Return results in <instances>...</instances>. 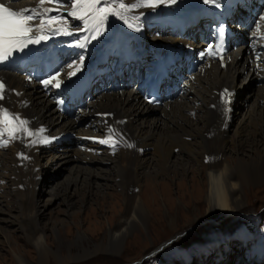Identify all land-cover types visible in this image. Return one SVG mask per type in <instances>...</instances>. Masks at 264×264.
<instances>
[{
	"label": "bare ground",
	"instance_id": "6f19581e",
	"mask_svg": "<svg viewBox=\"0 0 264 264\" xmlns=\"http://www.w3.org/2000/svg\"><path fill=\"white\" fill-rule=\"evenodd\" d=\"M236 1L217 0V4L228 5V13L232 14L228 21L237 31L232 47L237 45L238 49L228 57L227 64L217 63L215 60L205 61L202 68H199L192 76L187 74L188 61H191L197 52L202 51L207 40L212 38L211 26L215 23L213 12H208L204 18L197 17L193 26H187L188 21L185 22V19L168 13L162 17H156L160 9L163 8V12L166 11L164 6L168 4L159 5L154 9L141 7L126 12L127 24L121 20H113L115 15L109 14L103 22L106 23L107 28L112 26L111 32L113 26H118L129 30L128 35L149 39L160 48L139 46L136 38L125 41L122 36L115 34L110 45H105L106 56L98 55L97 61L100 68L96 75L91 76L85 83L89 87L88 92L92 94L89 105L85 110L82 109L86 106L87 98L84 96L87 95L76 83L75 89L81 93L76 95V101L71 103L69 115L66 116L58 111L56 113L55 107L52 108L53 94L74 81L75 76L72 78L69 74L76 68H80L84 61L90 56L102 53L91 39L99 23L91 18L94 15L92 12L83 19L79 18L81 10L85 8L83 4L73 7L74 3L68 6L62 0H53L52 3L43 5L39 4L38 0H9V3L16 8L35 7L37 11H42L43 8L57 9L59 7L58 11L48 15L60 17V23L53 25L52 28L44 29L43 32L47 30L59 32L61 35L56 38V45L60 46L39 58L37 63L29 64L28 70L40 74V70L43 72L45 70L44 62L49 61L54 75L57 72L60 73L61 87L46 86L41 82L35 83L33 80L27 81L15 72H0V79L6 82L7 90L6 99L2 102L3 107L19 113L21 119L26 118L30 122L27 126L29 129L44 130L34 132L32 136L27 137L22 131L18 132L17 136L21 139L10 140L7 145L0 141V190L8 187L6 192L9 194L13 192L14 196L20 200L22 217L18 219L19 222L16 220V223L18 222L17 226L27 235L28 240L40 249V262H43L50 254L64 264L85 260L92 254L91 248L82 243L80 252L71 254L70 249L77 247V242L87 240L86 234L79 230L76 239L67 246V256L61 255L59 249L53 250L49 246L45 235L46 230H43L41 226L43 212L39 209L40 202L35 197L36 191L32 189L33 187L37 189L45 174H49L58 166L62 167L64 163L73 162L69 169L70 176L52 190L54 198L62 191L69 189L68 186H78V183L92 189L96 187L97 195L101 197L99 188L106 186L108 179L114 177L115 181L118 178L121 181L118 185L124 193L121 204L123 213L113 226L107 228V245L102 242L95 245L96 251L105 250L111 253L121 251L125 237L134 227L147 225L141 194L135 193L136 187L143 178L147 177L151 186L152 182H156L153 181L155 177L153 174L157 176L164 171L182 173L184 175L180 183L182 196L189 201V206L192 208L202 203L204 205L202 207H205L207 212L206 217H218L222 213L239 210L245 203L244 188L264 181V129L258 128V125L264 126V104L259 106L260 102L254 101L255 104H252L247 113L240 118L237 117L236 110L242 105L237 101L236 96L250 74L260 79L261 90H258L257 95H260L259 100L264 102V81L261 80L264 78V65L261 66L263 68H258L259 61L253 64L254 58L251 57L249 60L248 55L251 54V47H253L249 26L255 25L254 30L260 28V32L264 31V0L262 4L256 0L247 3L241 0L243 3H240L234 11L232 6ZM203 3L204 0H183L181 5L196 15L193 7H202ZM217 4L214 5L219 8ZM101 6H104L103 0L101 5H97V7ZM112 7L117 8L114 4ZM176 11L181 12L178 8ZM72 12H76L77 15L72 16ZM153 23L159 26L158 33L144 29L152 27ZM64 29L75 30V32L67 35ZM260 32L258 34H261ZM79 37L78 42L75 38ZM79 46L83 47L81 51L78 50ZM137 48L145 50L146 55L151 54L152 59L146 67L151 71V76L159 71L164 91L171 89L173 100L168 101L167 93L163 91L165 96L163 105L153 106L147 103L144 94L148 90V78L139 74L130 76L129 81L123 84L114 83L108 92L103 89L104 78L101 72L105 69L101 66L107 65L106 70L114 66L113 73L121 75L126 70L124 63L127 60L131 64L135 60H144V57L140 58L141 56L129 57L128 53ZM180 52L183 53V58L175 63L174 58ZM162 53L169 54V61L163 60ZM81 57L83 61L80 60ZM116 59L119 62L114 61ZM156 61L158 64H155ZM70 64L72 67H69ZM141 64L144 65V63ZM45 79L47 78L43 80ZM179 80L183 81V85H180ZM130 84L134 86L133 89L126 88ZM227 88L226 93L224 90ZM228 96L232 97L231 102L228 101ZM87 97L89 99V96ZM93 98H95L94 101ZM222 100L227 104L225 105ZM229 125L233 126L232 130L227 129ZM83 126L84 129H80ZM76 128L79 132L74 134ZM110 130L113 139L119 141L115 147L111 140L107 143L100 142L106 139ZM71 135H76V138L71 140L69 138ZM237 136L242 140H238ZM45 137L48 140L47 143H31L34 139ZM254 137L258 140H254ZM3 138L7 139V134ZM249 139L254 140L252 143L256 146L252 150L248 147L244 150V144ZM72 144L76 145H73L71 149ZM129 144L133 146L128 147ZM231 144H235L236 148L231 149ZM92 150H94L93 153H88ZM97 152L102 154L99 155ZM182 152L184 156L180 155ZM21 153L23 155H20ZM24 156L29 158L25 159ZM188 159H193L195 163L199 159L205 163L207 159L205 164L209 169L201 167L205 172V178H199L202 170L198 169L196 172L192 170ZM225 166L229 170V175L226 178L218 176L216 173ZM190 172L193 175V178L191 177L193 183L185 186L184 177ZM225 180L227 187H225ZM165 190L159 195H162L163 200L166 198L171 203L173 196L168 189ZM0 213H4L3 209H0ZM169 217L172 221L171 226H175L174 216ZM3 221L5 220L0 218V235L4 239L0 242L9 244L18 264H29L24 252L21 254L16 251L17 248L20 250V247L15 244L12 246L14 238L9 235L8 228L1 225ZM53 227L55 232L57 227L55 225ZM239 234L241 237L248 236L243 230ZM56 236L59 244H62L61 236L57 234ZM215 242L218 243L217 240ZM210 247L212 249L214 245L210 244ZM204 251L206 252L207 249ZM221 257L220 264H229L227 258L222 254Z\"/></svg>",
	"mask_w": 264,
	"mask_h": 264
},
{
	"label": "rangeland",
	"instance_id": "374dc122",
	"mask_svg": "<svg viewBox=\"0 0 264 264\" xmlns=\"http://www.w3.org/2000/svg\"><path fill=\"white\" fill-rule=\"evenodd\" d=\"M68 1L74 3V0ZM73 3L68 4V6H72ZM114 5L118 8V4ZM81 8L83 7L81 6ZM128 86L127 89H133L134 87L133 85ZM259 89L261 90L260 79L250 74L236 96L237 101L242 104L238 108L235 107L238 111L237 117H243L251 108V105L255 104L254 101L256 100L257 103L260 102L259 106H263L264 102L259 100L260 95H257ZM107 92L104 91V93ZM94 100L95 98H93ZM88 102L89 100L86 101V106L82 109H86L89 105ZM53 107L54 102L52 103ZM54 109L57 113L56 108ZM258 128L262 130L264 126L259 127L258 125ZM76 129L74 134L79 132V129ZM80 129H84V126ZM227 129L232 130L233 126L229 125ZM69 138L72 140L76 138V135H71ZM238 140L242 139L238 137ZM254 140H258V138L254 137ZM252 141L249 139L244 144L243 149L245 150L247 147L250 150L254 149L256 145ZM73 145L76 144H72L71 149ZM230 146L231 149L236 148L235 144ZM142 151L144 152V150ZM88 153H93V151ZM97 154L101 155L102 153ZM180 155L184 156L185 154L182 152ZM200 160L202 161V159H199L197 163L193 159L187 161L195 172L201 167L209 169L205 164L207 159L205 163ZM72 163L71 161L64 163L62 167L54 168L49 174L42 177V183L37 189H34V187L32 189V191H36L35 197L40 202L39 209L43 212L41 226L43 230H46L47 243L53 250L59 249L61 255L67 256V246L76 239L78 231L80 230L87 236V240L77 242V247L74 246L70 249L71 254L75 255L80 252L79 249H81L82 244L89 246L92 254L85 260L72 261L66 264H189V258H191V264H220L222 263L221 254L227 258L229 264H233V251L237 252L239 250L242 254L245 252L246 256L248 251L257 255V242L248 243L234 236L236 233L240 236L239 233L242 230H245L246 233L247 230H250L259 233L261 236L264 235L259 226L254 225L259 219H264V181L244 188L245 203L239 210L225 212L218 217H206L207 212L205 207H202L204 206L202 203L198 204L197 207L194 205L192 208L189 206V201L182 196L180 191V183L184 176L182 173L175 174L174 172L167 173L164 171L158 173L159 176L153 174L155 176L153 181H156L152 182V185L155 184L154 187L150 186L147 177L143 178L139 182V186L136 187L137 191L135 193L141 194V201L146 210L147 225L134 227L125 237L121 251L111 253L105 250L96 251L97 246L95 245L101 244V242L107 245V228L113 226L123 213L121 204L124 193L118 185L121 181H119V178L115 181L114 177L108 179L107 185L99 188L101 189L99 190L102 194L101 197H98L96 187L92 189L85 184L78 183V186H68L69 189L65 192L62 191L59 196L54 198L52 190L58 187V183H63L70 176L69 169ZM201 170L199 178H205V172L203 169ZM192 176V172H190L184 177L186 180L185 186L193 183ZM94 177L97 178L95 175ZM8 189V187H5V189L0 190V209H3L4 212L0 213V218L5 220L1 222V225L8 228L9 235L14 238L12 246L15 244V246L20 247L21 251L19 248L16 251L21 254L24 252L29 264H64L53 254H50L43 262L39 261L40 249L31 243L27 235L17 226L18 219L22 217V208L20 210L22 204L12 191L11 194L6 192ZM165 189H168L173 196L171 203L166 198L163 200L162 195H159L161 192L166 191ZM168 215L174 216L175 226H171L172 221H170ZM16 220H18L17 223ZM28 222L30 223L29 220ZM80 224H82L81 227H79ZM53 225L57 227L55 232L53 231ZM29 228L34 230L32 227ZM56 234L61 236L62 244H59ZM252 234L255 238H258L257 234L254 232ZM229 236H233L231 241L233 251L226 253L225 251L228 248L226 242H230L228 241ZM172 239H175L173 243L160 248L164 242ZM3 240L2 235H0V241L3 242ZM212 240L214 241L210 243ZM1 242L0 264H18L9 244H2ZM209 243L213 244L214 248L211 249ZM205 249H207L206 252ZM183 253H186L189 257ZM238 255L236 264H250L246 257ZM172 258L173 260H171ZM261 259L264 260V258H256L257 261L262 263Z\"/></svg>",
	"mask_w": 264,
	"mask_h": 264
},
{
	"label": "snow or ice",
	"instance_id": "6c2138e0",
	"mask_svg": "<svg viewBox=\"0 0 264 264\" xmlns=\"http://www.w3.org/2000/svg\"><path fill=\"white\" fill-rule=\"evenodd\" d=\"M53 0H38V3L43 5L45 3H52ZM74 0V5H85V8L81 10L80 19L92 12L94 15L91 17L97 23L107 19L109 14L118 16L124 19V13L133 11L141 7L156 8L162 4H175L176 0ZM206 4H217V0H204ZM113 4H118V8L112 7ZM217 6H219L217 4ZM123 10V12L121 11ZM58 11V9L43 8L42 11H37L35 7L29 9L27 7L16 8L9 3V0H0V61L6 60L13 51L22 50L28 44L39 43L40 40L46 39L43 35H35L37 31H43L46 28H52L53 25L60 23V17L50 16L49 13ZM72 16H76V12L71 13ZM66 31V29H64ZM219 33L222 35L224 32L223 28H220ZM96 34H99V28H97ZM94 38V37H93ZM213 55L216 53L213 52ZM256 58L261 60V64L257 67L264 65V53L257 52ZM83 61V57L80 58ZM69 67H72L70 64ZM79 68H76L69 75L75 76ZM60 73L50 76L48 79L42 80L41 83L48 86L52 85L56 88L61 87V80L59 79ZM55 83L53 84V82ZM224 92H228L225 89ZM7 90L6 82L0 79V141L7 145L10 140L21 139L17 136L18 132H23L25 137L32 136L34 132H42L43 129H29V121L20 118V114L11 111L7 107H3L2 102L6 99ZM230 95V94H229ZM222 102L226 105L227 102ZM7 134V139L3 137ZM112 141L113 147H115L119 141L113 139V135L107 134L106 139L100 140L101 143H107ZM47 138L34 139L31 141L32 144L36 143H47ZM128 147L133 145L129 144ZM20 155H23L22 153ZM25 159L29 157L24 156Z\"/></svg>",
	"mask_w": 264,
	"mask_h": 264
},
{
	"label": "clouds",
	"instance_id": "9594fccd",
	"mask_svg": "<svg viewBox=\"0 0 264 264\" xmlns=\"http://www.w3.org/2000/svg\"><path fill=\"white\" fill-rule=\"evenodd\" d=\"M218 176H224L225 178L229 175V170L227 166L224 169H221L219 172L216 173ZM225 187H227V182L225 180Z\"/></svg>",
	"mask_w": 264,
	"mask_h": 264
}]
</instances>
